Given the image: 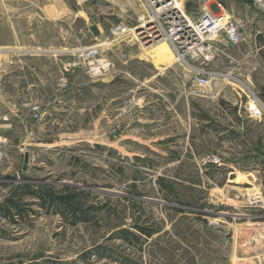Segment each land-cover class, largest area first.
<instances>
[{
  "label": "rangeland",
  "instance_id": "1",
  "mask_svg": "<svg viewBox=\"0 0 264 264\" xmlns=\"http://www.w3.org/2000/svg\"><path fill=\"white\" fill-rule=\"evenodd\" d=\"M66 1L77 15L75 22L63 24L61 32L45 26L40 35L30 30L26 35L32 34L36 45L64 38L76 52L107 42L103 50L112 67L99 77L77 70L76 78L73 69L62 73L73 55L59 71L49 63H35L45 70L38 100L26 85H15L19 72L0 68V133L5 141L0 264H245L240 258L250 247L238 237L252 226L261 235L259 223L264 221V199L246 182V168L220 162L196 144L182 150L187 133L195 136L196 131L181 102L171 103L173 109L168 103L167 143L163 126L149 123L156 114L142 111L164 84L168 101L197 96L189 95L195 89L192 70L166 44L149 47L133 34L145 14L140 0ZM175 1L186 17L210 9L239 23V45H229L223 35L216 40L218 49L234 59L245 57L252 44H264V15L248 0ZM80 16L88 28L99 29L98 37L89 40ZM5 25L0 20V65L6 58L19 64L22 59L5 53L17 50L10 46L15 33ZM116 26L127 28L128 35L113 36ZM203 68L216 72L213 63ZM238 73L213 78L210 87L243 88L249 94ZM6 76L9 83H4ZM62 77L68 80L66 89L60 88ZM28 99L37 102L25 106ZM11 100L18 102V112L35 121L28 134L16 118L9 120ZM8 123L16 127L15 134L7 133ZM25 154L31 158L28 164ZM66 195L74 197L69 205Z\"/></svg>",
  "mask_w": 264,
  "mask_h": 264
},
{
  "label": "crops",
  "instance_id": "2",
  "mask_svg": "<svg viewBox=\"0 0 264 264\" xmlns=\"http://www.w3.org/2000/svg\"><path fill=\"white\" fill-rule=\"evenodd\" d=\"M72 12L66 0H2L0 2V20L6 24L7 29L10 27L16 36L10 46H13L11 49L17 50H8L5 53L9 54L8 57L15 56L22 59L18 61L19 64H16L14 61L9 62V58H6L0 68L3 67L9 73L19 72V77L16 78L18 81L15 85L20 87L26 85L27 90L32 91L37 100L42 97V91L39 88L45 81V70L43 65L35 63H49L55 70L58 69L59 71L61 64L66 59L72 58L77 48L75 45H69L64 38L60 40L56 38L50 40L49 43L39 45L37 43L36 45L32 39L33 35L27 36L26 34L35 31L40 35L45 26L52 29L57 28L61 32L63 24L76 21L77 15L74 13L75 11ZM80 18L84 22V28L81 30L87 34L88 26L85 24V19L81 16ZM230 19L232 18L230 17ZM25 25L27 30L23 31ZM257 34L258 32H255L254 35ZM88 35L91 41L93 36L91 33ZM57 44L60 47L68 46L69 48L53 49L51 47ZM216 50L217 58L213 63L216 69L215 73L239 72L237 75L242 74L240 77L249 87L244 85L249 94H245L243 88L238 92L227 86L221 88L220 85L219 88L212 89L210 87L212 91L209 89L208 93L203 96H191L183 99L177 96L175 100L168 101V86L164 84V90L154 91L155 97L151 104L142 111L148 110L156 114L149 123L154 127L163 126V140L167 143L168 103L172 108L177 101L181 102L180 105L184 106L183 112L187 111L186 118L189 125L196 131L195 136L187 133L183 140L185 146L182 150H192V146L196 144L199 150L212 151L220 162L233 167L244 166L246 168V182L251 184V190L253 185L258 189L259 194L256 197L260 196L264 199V44H252L248 53L241 60L234 59L226 50L218 49L217 45ZM223 62L229 63L230 66L223 67L221 65ZM75 71L77 73L74 76L78 78L80 71ZM10 80L11 78L6 76L4 83H9ZM252 95L261 104L260 114L256 117H252L248 111L253 101ZM23 102H25V106H31L37 101L28 99ZM15 103L18 102L12 101L8 118L9 120L16 118L22 125V129L28 134L34 128L31 123H35V121L29 113L18 112ZM161 114L163 117H160ZM180 118L183 119L184 116L181 115ZM5 126L8 128V134H15L16 127L13 123H8ZM25 148L22 149L24 152L26 151ZM30 160L29 155L26 164ZM259 224L261 235L258 232H253L258 228L252 226L250 230H246L244 234H240L241 236L238 237L239 241L250 247L246 257L240 258L246 262L245 264H264V221Z\"/></svg>",
  "mask_w": 264,
  "mask_h": 264
},
{
  "label": "built area",
  "instance_id": "3",
  "mask_svg": "<svg viewBox=\"0 0 264 264\" xmlns=\"http://www.w3.org/2000/svg\"><path fill=\"white\" fill-rule=\"evenodd\" d=\"M248 1L264 15V0ZM140 2L145 8V14L139 19L141 24L135 32L133 31V34L142 44H148L149 47L159 42H165L172 49L178 62H182L192 70L195 89L191 90L189 95H206L213 78L231 77L230 73L218 74L203 67L216 60L215 44L220 35H223L231 46L241 43L242 35L239 23L230 18H224L223 21L221 16H217L210 9L202 10L195 17H186L176 5L175 0H140ZM150 28L152 31H149ZM128 31L127 28L116 26L112 28L111 34L117 38H124L128 35ZM139 32H144L147 43L138 37ZM104 45L105 43L96 44L76 52L73 55L75 58L63 66V75L71 69L83 70L94 77L106 75L111 70L112 64L104 53ZM67 85L68 80L62 77L60 88L66 89ZM252 99L248 111L252 117H256L260 114L261 104L254 95H252ZM33 111L34 118H38L39 107H33ZM4 149L5 141L0 133V162L4 157ZM206 162H211V160ZM206 162L204 161V163Z\"/></svg>",
  "mask_w": 264,
  "mask_h": 264
},
{
  "label": "water",
  "instance_id": "4",
  "mask_svg": "<svg viewBox=\"0 0 264 264\" xmlns=\"http://www.w3.org/2000/svg\"><path fill=\"white\" fill-rule=\"evenodd\" d=\"M88 30L90 31V33L92 34V36L94 38L98 37L100 35V31L96 26H89ZM24 162L27 163L28 162V156L27 154H25L24 156Z\"/></svg>",
  "mask_w": 264,
  "mask_h": 264
},
{
  "label": "bare ground",
  "instance_id": "5",
  "mask_svg": "<svg viewBox=\"0 0 264 264\" xmlns=\"http://www.w3.org/2000/svg\"><path fill=\"white\" fill-rule=\"evenodd\" d=\"M80 2L82 1V0H79ZM83 1H86V0H83ZM222 20H223V18H221ZM224 21V20H223ZM149 31H152V29L150 28V30ZM138 37L139 38H141V39H143L144 40V42L145 43H147V40L145 39V37H144V32H139L138 33ZM105 43V42H104ZM110 44V43H109ZM162 44H166L165 42H159L158 44H156V45H154V46H152V47H156V46H158V45H162ZM105 45H107V42L105 43ZM167 45V44H166ZM168 47H169V45H167ZM170 48V47H169ZM171 49V48H170ZM172 50V49H171ZM173 52V51H172Z\"/></svg>",
  "mask_w": 264,
  "mask_h": 264
},
{
  "label": "trees",
  "instance_id": "6",
  "mask_svg": "<svg viewBox=\"0 0 264 264\" xmlns=\"http://www.w3.org/2000/svg\"><path fill=\"white\" fill-rule=\"evenodd\" d=\"M47 198L50 199L48 196H47ZM72 199H74V197H72V196H68V195L64 196V200H65L64 202H65V204H66V205H69L71 202H73ZM44 201H45V200H44ZM68 201H69L70 203H69ZM9 203H11V205H12L15 209H17V205H16L15 203H13V202H11V201H9Z\"/></svg>",
  "mask_w": 264,
  "mask_h": 264
}]
</instances>
